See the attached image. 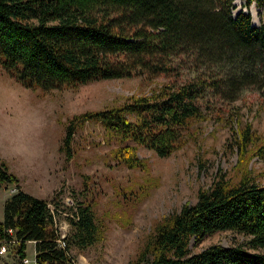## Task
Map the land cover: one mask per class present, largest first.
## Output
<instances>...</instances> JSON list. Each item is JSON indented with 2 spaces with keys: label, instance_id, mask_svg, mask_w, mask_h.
<instances>
[{
  "label": "trees",
  "instance_id": "1",
  "mask_svg": "<svg viewBox=\"0 0 264 264\" xmlns=\"http://www.w3.org/2000/svg\"><path fill=\"white\" fill-rule=\"evenodd\" d=\"M233 1L0 0V65L22 86L45 92L108 78L161 79L148 95L71 117L61 147L69 151L76 129L97 122L117 142L113 159L145 170L138 146L171 155L196 138L195 122L233 119L238 107L227 105L246 91L258 94L264 112V21L253 26L249 12L233 14ZM251 4L262 8L264 0ZM236 121L225 146L238 151L237 180L219 172L195 202L159 221L136 264H264V183L248 167L253 156L264 157V140L250 122ZM9 186L15 191L3 203L0 241L15 239L20 258L34 242L36 264H75L72 246L100 239L90 206L77 201V219H69L66 247H59L49 202L25 192L0 159V187ZM223 230L247 239L191 252L192 238L196 245Z\"/></svg>",
  "mask_w": 264,
  "mask_h": 264
},
{
  "label": "rangeland",
  "instance_id": "2",
  "mask_svg": "<svg viewBox=\"0 0 264 264\" xmlns=\"http://www.w3.org/2000/svg\"><path fill=\"white\" fill-rule=\"evenodd\" d=\"M236 1V0H235ZM246 0L233 1V14L249 12L252 23L264 21V7ZM161 79L142 77L108 78L77 88L43 91L17 82L0 65V159L19 178L20 187L35 197L62 201L73 196L87 203L94 213L100 239L85 247L72 246L75 264H136L154 226L164 217L193 203L200 187H209L215 175L237 180L234 165L238 151L225 146L236 119L248 121L264 140V112H258L259 97L246 91L227 107H238L233 119L212 115L194 123L196 138L167 157L138 146L137 155L146 169L127 168L117 163L112 151L117 146L107 140L100 123L86 122L76 129L69 151L61 149L65 126L76 114L121 104L127 96L150 94ZM248 167L257 181L264 183V157L253 156ZM14 192V186H9ZM10 189V190H11ZM11 195L0 187V221L3 203ZM247 237L231 230L217 231L194 244L191 252L211 244L230 246ZM0 255V264H22L14 247ZM34 257V244L26 243L25 256Z\"/></svg>",
  "mask_w": 264,
  "mask_h": 264
},
{
  "label": "built area",
  "instance_id": "3",
  "mask_svg": "<svg viewBox=\"0 0 264 264\" xmlns=\"http://www.w3.org/2000/svg\"><path fill=\"white\" fill-rule=\"evenodd\" d=\"M78 203L73 196H66L62 201H52L48 203V208L52 216V225L57 235V243L59 247H66V240L71 229L70 218L77 219ZM11 232V229H8ZM17 244L15 239H4L0 241V255L7 254L13 246ZM22 264H36L35 252L32 259L23 257Z\"/></svg>",
  "mask_w": 264,
  "mask_h": 264
},
{
  "label": "crops",
  "instance_id": "4",
  "mask_svg": "<svg viewBox=\"0 0 264 264\" xmlns=\"http://www.w3.org/2000/svg\"><path fill=\"white\" fill-rule=\"evenodd\" d=\"M4 189H8L9 190V192L10 193H12L11 191H12V189L10 188V187H4ZM11 189V190H10ZM28 243H33L34 244V242H28ZM9 252H11V251H9ZM35 252V251H34Z\"/></svg>",
  "mask_w": 264,
  "mask_h": 264
},
{
  "label": "bare ground",
  "instance_id": "5",
  "mask_svg": "<svg viewBox=\"0 0 264 264\" xmlns=\"http://www.w3.org/2000/svg\"><path fill=\"white\" fill-rule=\"evenodd\" d=\"M242 2V0H236L235 3L236 4H240Z\"/></svg>",
  "mask_w": 264,
  "mask_h": 264
},
{
  "label": "water",
  "instance_id": "6",
  "mask_svg": "<svg viewBox=\"0 0 264 264\" xmlns=\"http://www.w3.org/2000/svg\"><path fill=\"white\" fill-rule=\"evenodd\" d=\"M239 12V11H238ZM253 26H256V25H253Z\"/></svg>",
  "mask_w": 264,
  "mask_h": 264
}]
</instances>
